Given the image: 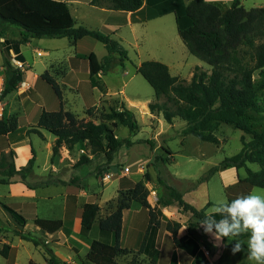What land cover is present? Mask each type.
Wrapping results in <instances>:
<instances>
[{
  "label": "rangeland",
  "instance_id": "1",
  "mask_svg": "<svg viewBox=\"0 0 264 264\" xmlns=\"http://www.w3.org/2000/svg\"><path fill=\"white\" fill-rule=\"evenodd\" d=\"M174 1H178L182 5L187 4L186 0ZM244 4L246 8L264 7V0H244ZM96 6L109 7L110 4L107 0H98ZM226 6L229 7L228 3ZM226 6L223 5L220 9L224 11ZM83 7L82 12L85 15V10L88 11L89 8ZM68 8L77 23L84 20L87 28L103 31L101 29L103 23L98 16H84L85 18L82 19L80 9L77 11L72 5ZM159 10L160 7L158 6H153L152 9L144 7L143 11H145L146 17L156 16L158 18L139 27L137 34L133 35L128 29L123 28L116 34L117 39L111 36L125 47L128 59L121 65L118 56L115 54L114 61L107 70L100 71L95 76L93 83H96L103 90V92L100 91L101 95L95 102L81 103L76 98L79 88L66 89L63 85L64 83H81V88L85 92L88 91L85 87L86 83L89 84L90 88L93 87L90 80L88 82L87 60H82L81 63L80 59L86 57L82 54L93 52L101 60L106 55V50L100 42L90 37H84L79 41H73L69 38L60 40V42L55 43L59 50L53 52L54 55L51 57H44L45 53L41 52V50L48 48L47 45L49 44L39 42V39H33L30 44L22 47V53L29 61L26 63L25 60L24 63L18 60L10 52V56L21 62L22 68L29 73L25 71L22 86H18L14 92L0 100V119L4 121L6 128L10 129L8 132H13L8 139L15 143L13 148L6 153L0 151V156L4 153L6 161L15 164L16 158L17 161H22L24 156V150L22 148L17 149V147L23 144L30 145L35 151V163L32 172L26 178L27 182L35 187L45 188L57 180L67 181L72 176H78L85 186L86 193L81 195V198L98 205L93 231L87 234L80 230L79 236L76 235L75 237L81 241L99 238L113 243L112 234L101 236L97 226L99 222L113 214L117 208H122L119 250L115 256L114 264H158L154 263L150 256L142 253L140 249L147 228L153 225H157L158 230L155 247L158 250L162 248L161 251L164 250L165 253L162 264H173L172 254L178 255L179 252L180 256V251L172 250L173 234L177 239L186 235L192 219L190 213L181 211L176 205L161 207L158 198L164 193V187L160 180L173 186L182 194L184 201L196 209L203 208L207 202L215 204L234 199L240 194H247L253 190L258 194H264L261 192L264 189L251 187L244 182V169L236 170L221 165L224 158L230 157L240 150L241 138L245 141L250 140L249 135L235 129L232 125L221 124L214 131L218 143L203 142L191 135L176 136L174 133L184 124L179 118H174L168 124L160 113L150 114L148 103L155 101L154 92L135 70L140 62L146 60L161 62L169 68L172 76H176L185 82H189L196 66L207 73L210 71L208 65L187 51L177 34L173 14L159 17L160 15L157 16ZM18 35L16 29L10 28L6 37L20 39ZM135 37L137 38L136 41L134 40ZM74 48L77 53L72 54ZM72 58L74 59L73 63L76 62V64L81 65L79 68L86 71L70 73L69 60ZM1 62L2 56L0 54V64ZM36 73H38V80L34 94L23 87H26L25 83H29L28 80ZM1 75L3 73L0 69V77ZM42 75L51 77L56 83L60 98H58L53 87L42 78ZM33 80H30V83H34ZM90 97L92 96H88V98ZM262 98H264V91L258 98L259 103ZM164 100L165 98H159L158 102ZM122 103L134 113L138 131L134 137H131V141L135 143L129 147H121L114 154V158L109 164H106L102 154L92 155L86 143L76 146L71 151L62 146L58 154L51 159V146L55 137L46 130L40 131L42 137L28 133L30 129L36 127L37 119L43 110H61L62 114L68 113L72 119L70 121L74 125L87 121L94 124L99 122L109 124L110 121L102 120L101 115L109 113L111 108L119 110ZM67 121L64 120V123ZM18 125L24 126L16 130ZM263 125L264 120L261 119L255 127L260 129ZM110 128L118 139L129 137L128 129L124 126L117 125L116 127L110 126ZM82 155L87 156L90 161L76 166V162ZM97 167H105V172L96 176L94 173ZM124 167L129 169L127 175L122 173ZM212 167H216L217 171L206 181L205 178ZM248 167L251 170L258 169L254 163H249ZM11 180H18V177ZM63 191L65 190L62 187L38 190L36 210L33 211L28 206L25 207L24 214L21 213L22 211H18L25 218L23 230L38 235L41 239H43L41 235L48 238V236L43 235L44 233L40 234V231L34 226L32 214L35 212L40 218L50 217L52 211L49 208L56 209L58 207L59 199L56 196ZM0 192H2L1 187ZM68 192H72V190ZM45 193L52 195L53 199L42 201L40 195ZM212 206H209L205 213H210ZM2 209H0L1 222L12 229L19 228L12 214L4 208ZM30 212H32L31 215H26ZM0 237H3L2 233H0ZM4 237L10 245L7 264H11L12 256L17 252L20 257L26 255V249L21 247L12 253L14 248L11 247L16 246L19 241L18 237L11 233H6ZM193 238L204 245L205 249L209 245L222 242V240L217 241L213 236L206 234L200 224L193 228ZM2 242L3 240L0 239V249L3 246ZM69 244L70 249L67 247V243H64V248L62 247L60 250L61 254L68 253L73 256L74 253L78 252L80 244L75 240L69 241ZM244 245L247 246L246 243ZM29 247V250L33 251L32 246ZM38 250L42 253L41 249ZM84 258H81L78 264H89L83 261ZM186 264L208 263L202 254H198L194 259H188ZM240 264H254V262L244 255Z\"/></svg>",
  "mask_w": 264,
  "mask_h": 264
},
{
  "label": "trees",
  "instance_id": "2",
  "mask_svg": "<svg viewBox=\"0 0 264 264\" xmlns=\"http://www.w3.org/2000/svg\"><path fill=\"white\" fill-rule=\"evenodd\" d=\"M110 8L114 11L135 12L143 4L146 6L160 7L157 16L171 13L174 16L176 30L187 51L210 67L209 73L195 67L189 82L179 80L172 76L169 68L158 61L146 60L140 62L135 70L148 83L154 92V102L148 103L150 114L160 113L162 118L170 124L174 118H179L184 124L174 133L176 136H194L196 139L218 143L214 131L221 124L232 125L235 129L249 135L250 140L241 138L240 150L222 160L221 165L228 168L244 169V182L251 187L264 189V125L260 129L255 125L264 120V98L258 102V98L264 91V7L245 9L240 0H232L230 6L222 11L218 6L206 0H190L182 5L174 0H107ZM98 0H91V5H96ZM125 24L124 20L119 21ZM14 28L18 31L20 39H9L7 31ZM91 37L100 42L106 55L98 60L91 52L82 60H87V69L92 86L93 79L100 71H105L114 61V55L119 62L128 59L127 50L108 33L89 29L78 24L70 13L67 4L61 0H0V54L2 56L1 70L3 73L2 91L0 100L15 91L19 84L24 81L26 69L19 68L11 61L10 52L18 60L23 61L20 55V46L29 42L30 39L40 38H69L76 41L83 37ZM70 59L71 66L77 65ZM78 62V61H77ZM43 79L53 87L58 98L60 95L56 83L51 77L42 75ZM159 98H165L158 102ZM101 119L110 121L94 124L87 121L74 125L68 113L59 111H41L34 129L28 133H34L42 137L40 130H46L55 137L51 146V159L64 146L71 151L76 146L86 143L92 155L102 154L106 164H109L114 154L123 146L129 147L134 144L131 137L138 131V124L132 110L125 104L121 108H111L109 113L101 115ZM64 120H68L64 123ZM124 126L128 129L129 137L118 139L110 126ZM10 129L0 119V136L5 135ZM10 154V152H9ZM90 161L82 155L76 162V166ZM35 163V151L30 148V157L25 165L15 168L13 163L7 162L4 153L0 156V184H8L14 177L28 188H36L29 184L26 178L33 170ZM249 163L258 166L257 170H251ZM216 167L209 169L207 181L215 172ZM105 167H97L95 175H102ZM160 180V179H159ZM15 181V180H14ZM56 184L74 185L78 188L84 186L78 176H72L67 181L57 180ZM164 187V193L158 198L161 207L176 205L183 212L190 213V221L187 234L176 238L173 234L172 250L179 252L172 254L173 264H186L188 259L202 254L198 241L193 238V228L207 215L205 210L212 206L207 202L201 209H196L184 201L182 194L173 186L160 180ZM233 199H228L231 201ZM76 197H66L65 221H70L75 207ZM18 206V205H15ZM2 207L12 214L13 219L19 226L10 229L1 222L0 230L11 232L20 240L30 242L33 246L41 249L46 264H68L63 261L45 244L37 235L24 231L25 218L10 205ZM121 207L98 223L97 230L101 236L112 234L113 243L99 238H91L89 249L83 261L89 264H114L115 256L119 250L121 232ZM98 213V205L87 202L82 206L80 230L83 233L93 231L95 219ZM70 215V216H69ZM70 218V219H69ZM221 219L219 215L214 217ZM34 226L43 233L52 234L59 231L63 226L61 219L34 218ZM157 225L150 226L141 243V252L150 256L154 263L162 264L163 252L155 247L157 238ZM250 234H242L237 238H224L222 241H236L243 243ZM10 246L4 244L0 249V256L8 258ZM27 264H36L29 260Z\"/></svg>",
  "mask_w": 264,
  "mask_h": 264
},
{
  "label": "crops",
  "instance_id": "3",
  "mask_svg": "<svg viewBox=\"0 0 264 264\" xmlns=\"http://www.w3.org/2000/svg\"><path fill=\"white\" fill-rule=\"evenodd\" d=\"M61 1H64L67 4V6H70V5L75 6L77 11H79V9H80V11H81L80 17H82V19L85 18L84 16H86V17L95 16V15L98 16V18L103 23V25L101 26V29L104 32L108 33L110 36H114L115 38H116V34L118 33V31H120L123 28L128 29V31L131 34L135 35V34H137V29L139 27L145 25L146 22H148L152 19L158 18L156 16H153L155 18L146 17L147 15H146L145 11H143L144 7H150L151 9L153 7L151 5L146 6V4H143V6L139 10H137L133 13H131V12L123 13L121 11L112 10L110 8V6L109 7H99L96 5H91L89 3L91 0H61ZM189 1L190 0H186V3ZM206 1L210 2L212 4H215L216 6L221 8V6H223V5L226 6L227 3L230 6L232 0H227V1L226 0H206ZM225 2H227V3H225ZM240 2H241V5L245 9H251V8L245 7L244 0H240ZM83 6L89 8L88 11L85 10V13H86L85 15H84V12H82V9H84ZM227 8L228 7L226 6V9ZM255 8H257V7H255ZM170 14L171 13L163 14L159 17L168 16ZM121 20H124L125 24H120L119 21H121ZM78 24L87 26V24H85L84 20H80V22H78ZM86 37H88V36H86ZM33 39H30L29 42L20 46V55L23 57V61H22L23 63H24V60H25V63L29 62V61L24 57V55L22 53V47L24 45L30 44ZM62 39H64V38H40L39 42H46L49 44V45H47L48 48L41 50V52L45 53V55H43V56L44 57H47V56L51 57L52 55H54L53 52L59 50V48L55 45V43L60 42V40H62ZM119 39H121V38H119ZM0 40H2V39H0ZM79 40H77V41H79ZM134 40L136 41L137 38L135 37ZM34 50H36V49H34ZM75 51L76 50L74 48L72 50V54L77 53ZM90 53L91 52H88L87 54H82V55L87 56ZM1 64H2V62H1ZM1 64H0V69H1ZM45 66L46 65L44 64V67ZM80 66L81 65H79V64L75 65V67L70 65V67H69L70 73L77 72V71H86V70L80 69L79 68ZM82 68H83V66H82ZM26 72H27V70H26ZM27 73H29V71ZM33 78H35V79L33 80ZM27 80H25V81H27ZM30 80H33L34 83H30ZM30 80H28L29 83H25L26 87H23V88H26V89H28V91H32L35 94L36 93L35 87H36L37 80H38V73L34 74ZM89 80H90V77H89V73H88V82H89ZM22 84L23 83H20L19 86H22ZM86 84L88 85V86L87 85L85 86L88 89L87 92H85L81 88V83H64L63 85L66 87V89H71L74 87L79 88L78 93L76 95V98H78L81 103L95 102V100L99 99L101 92L97 87L93 86L90 88L89 84L88 83H86ZM88 96H92V97L88 98ZM23 126L24 125H18L16 130H19ZM12 133L7 132L5 135L0 136V151L6 153L7 151H9V149L13 148L12 146L15 143L9 141V139H8L9 135ZM41 135H42V133H41ZM19 148H22L24 150V156H23L22 161H17V158L15 159L16 160V162L14 164L15 168H18L20 166L25 165V162L30 157V148H31L30 145L28 146L26 144H23L22 146L17 147V149H19ZM61 180L65 181L63 179H61ZM0 187L2 190V192H0V209L3 210L2 205L6 204V205H10L12 208H14L18 211H22L21 212L22 214H24L23 211H24L25 207H28V206L31 207V209L33 211L36 210V204H37L36 200L38 199L37 198L38 197V193H37L38 190H43V189L45 190V189H48L50 187H56V188L62 187L63 190H65V191H63L62 193H59L56 196V198L59 199V204H58V207L56 208L58 210L55 211L56 210L55 208L54 209L49 208V210L52 211V214H50V217L46 218V219H61V220H63L62 228L59 231L52 233V234H48V233L43 234V232H41L38 229V227H37V229L40 231V234L48 236V238H46V237L41 235V237L44 239L45 244L53 251V253L55 255H57L59 258H61L63 261L67 262L68 264H78L80 262V259L85 257L86 253L88 252L89 242L91 239H89L88 241H85V239L81 241L77 237H75L76 235L79 236L82 206H83V204L89 202L86 199L84 200L81 198V195L86 194L85 190H84L85 186L78 188L74 185H62V184H56L54 182L53 184L45 186V188L36 187L34 189H31V188H28L23 183L19 182L18 180H15V181L11 180L8 184H0ZM70 190H72V192H68ZM68 195L75 196L76 201H75L74 210L71 214V219L69 218L70 221H67L68 222V224H67V222L65 221V214H66V197ZM40 196H42L41 197L42 201H48V200L53 199V196L48 194V193L47 194L45 193V194L40 195ZM15 205H18V206H15ZM31 214H32V212H30L29 214H26V215H31ZM32 215H33L32 221L34 218L38 217L35 212ZM38 218H40V217H38ZM6 227L10 228L7 225H6ZM10 229H12V228H10ZM0 233H2V235H3V237H0V239L3 240L2 244L3 245L4 244L9 245L4 236L6 235V233H11V232H5V231L0 230ZM247 239L242 243L243 244L242 245L243 251L236 252L235 254H233V252H232V249L235 245V241H231V240L222 241V242L214 244V245H209V246H207L208 248H206V249H205V246L202 245L201 243H198V244H199V248L202 252V256H203L204 260L206 261V263H208V264H214V263L215 264H240L242 262L243 256L244 255L247 256V254H248L247 253V246L244 245L245 243L247 244V242H246ZM71 240H75L78 244H80L78 252L74 253L73 256L69 255L68 253L61 254L60 250L62 249V247L64 248V246H63L64 243H67V247H69V249H70L69 241H71ZM29 246H32L33 251L29 250V248H30ZM19 247L26 249L27 253L25 256H22V257L19 256L18 252L15 255L13 254L12 259H11V264H27V262L29 260H33L36 264H46V262L44 261L42 253L38 250L39 249L38 247L33 246L30 242H26V241L19 239L16 246L11 247V248H14L12 253H14V251L17 250ZM82 248H83V250L81 251ZM238 257H239V259H237ZM192 259H194V258H192ZM7 261H8L7 258H3L2 256H0V264H7Z\"/></svg>",
  "mask_w": 264,
  "mask_h": 264
},
{
  "label": "clouds",
  "instance_id": "4",
  "mask_svg": "<svg viewBox=\"0 0 264 264\" xmlns=\"http://www.w3.org/2000/svg\"><path fill=\"white\" fill-rule=\"evenodd\" d=\"M211 212L212 215L206 214L199 222L206 234L217 241L250 234L247 240V258L254 264H264V194H258L255 190L240 194L230 202L225 200L213 204ZM216 215L221 219L216 220ZM242 245L236 240L233 254L243 251Z\"/></svg>",
  "mask_w": 264,
  "mask_h": 264
},
{
  "label": "built area",
  "instance_id": "5",
  "mask_svg": "<svg viewBox=\"0 0 264 264\" xmlns=\"http://www.w3.org/2000/svg\"><path fill=\"white\" fill-rule=\"evenodd\" d=\"M11 61L13 62V64H14L15 66H17V67H19V68H22V64H21V62L15 60L14 57H11ZM2 84H3V75H1V77H0V94H1V91H2ZM122 173H123L124 175H127V174L129 173V169H128V167H124ZM164 210H166V209H164Z\"/></svg>",
  "mask_w": 264,
  "mask_h": 264
},
{
  "label": "bare ground",
  "instance_id": "6",
  "mask_svg": "<svg viewBox=\"0 0 264 264\" xmlns=\"http://www.w3.org/2000/svg\"><path fill=\"white\" fill-rule=\"evenodd\" d=\"M22 83H24V82H22Z\"/></svg>",
  "mask_w": 264,
  "mask_h": 264
}]
</instances>
